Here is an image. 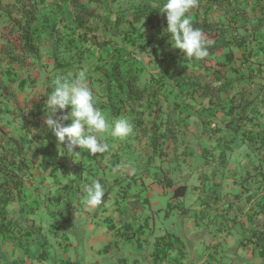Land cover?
I'll return each instance as SVG.
<instances>
[{
	"label": "trees",
	"instance_id": "trees-1",
	"mask_svg": "<svg viewBox=\"0 0 264 264\" xmlns=\"http://www.w3.org/2000/svg\"><path fill=\"white\" fill-rule=\"evenodd\" d=\"M119 1L0 0V264L8 248L30 243L33 172L40 166L63 174L70 169L46 124L47 99L30 102L23 96L36 87L34 73L42 61L52 62L46 67L52 75L47 95L57 78L82 79L110 123L130 122L133 132L123 140H137L159 158L165 148L189 140L191 121L197 120L199 137L207 142L202 156L217 165L214 177L235 180L236 197L249 205L248 218L255 222L246 243L264 254V0H199L190 18L210 41L203 60L185 59L168 43L166 14L159 11L166 0H125L131 4L125 8ZM107 146L109 154L112 145ZM51 155L53 162L37 160ZM99 155L87 157L97 165ZM83 170L73 168L76 177ZM187 191L178 186L174 197ZM65 198L64 192L57 203Z\"/></svg>",
	"mask_w": 264,
	"mask_h": 264
},
{
	"label": "crops",
	"instance_id": "crops-1",
	"mask_svg": "<svg viewBox=\"0 0 264 264\" xmlns=\"http://www.w3.org/2000/svg\"><path fill=\"white\" fill-rule=\"evenodd\" d=\"M183 142L165 148L167 154L159 158L137 140H105L112 148L96 158L97 165L87 157L88 151L83 156L65 152L62 160L70 169L64 174L48 166L36 169L34 185L29 186L36 211L26 225L33 227L29 242L36 241L42 248L38 258L50 257L48 236H44L50 232L65 264H90L105 256L101 264L125 244L136 255L145 252L144 264H206L213 256H230L234 264H264V254L246 243L255 222L248 218L249 205L236 197L240 188L235 180L214 177L217 165L211 159L207 162L201 152L206 140ZM126 160L130 163H121ZM113 162L117 165L109 167ZM79 165L84 170L76 177L73 168ZM196 179L198 183L192 185ZM94 181L105 190L102 204L95 209L86 204V189ZM181 185L188 189L186 196L174 197ZM64 192L65 201L57 203ZM52 218L60 220L57 228ZM29 250L11 247L6 256L11 254L13 264L29 262ZM241 250L243 259L238 260ZM79 251H84V262Z\"/></svg>",
	"mask_w": 264,
	"mask_h": 264
},
{
	"label": "clouds",
	"instance_id": "clouds-1",
	"mask_svg": "<svg viewBox=\"0 0 264 264\" xmlns=\"http://www.w3.org/2000/svg\"><path fill=\"white\" fill-rule=\"evenodd\" d=\"M199 0H166L159 8L166 14L169 35L168 43L178 49L185 59L203 60L208 57L210 41L199 28L193 26L190 13L198 7ZM48 128L57 138V144L65 152L75 153L77 148L86 149L92 155L103 154L107 144L102 135H111L123 140L133 132L127 119L110 123L96 107L93 90L82 79L65 82L61 78L55 81V88L48 94ZM69 109L66 115L55 118L58 112ZM62 121H70L67 125ZM119 170V167L116 169ZM105 197V190L99 181H94L86 189V204L95 209Z\"/></svg>",
	"mask_w": 264,
	"mask_h": 264
},
{
	"label": "rangeland",
	"instance_id": "rangeland-1",
	"mask_svg": "<svg viewBox=\"0 0 264 264\" xmlns=\"http://www.w3.org/2000/svg\"><path fill=\"white\" fill-rule=\"evenodd\" d=\"M4 2H13L14 0H3ZM121 2L120 8L123 7H127L130 6V2L125 1V0H121L119 1ZM119 8V7H118ZM220 15V12H214V16H218ZM264 15V10L262 11V16ZM68 20H71L70 15H67ZM47 58L46 56L43 57ZM149 62L148 57H143L142 63L143 64H147ZM52 62L48 63L45 61H42V65L43 67L41 68H37L36 72L34 73V77L36 79V87L34 88V90L32 91H27L23 96H25L26 98H28V100L30 102H37V101H42L44 99V101L48 98V95L46 94V83H48V79L52 78V75H49V73L51 72L50 69L46 70V67L48 65H50ZM52 65V64H51ZM50 65V66H51ZM150 70V69H149ZM148 72L145 73L144 76H146V74L149 73ZM49 77V78H48ZM145 77L143 78V84L145 83ZM50 90V89H49ZM50 92V91H49ZM64 114L67 113H63V112H58L57 116L58 118L62 117ZM221 115L216 116L215 118L217 119V121H220ZM200 126H199V122L195 119H193L191 121V125H190V135H189V140H204L205 138H200ZM215 147V145H210V148ZM232 168V167H231ZM233 169V168H232ZM198 183V180L196 179L194 181V183L192 185H196ZM17 212H20L19 210H17ZM60 212V211H58ZM51 224L57 228L58 225L60 224V220L57 222L56 220H53V218L50 220ZM64 232V231H63ZM56 233V232H55ZM65 233V232H64ZM50 232L47 234H44V236H48V242H49V246H48V253L50 255L49 259L47 260L46 258L42 259V258H38V256L41 254L42 252V248L40 247V245L35 241V242H30L28 248L30 249L28 252V259L29 262H17V264H65L62 263L61 261V256L57 253L59 249V247L55 246V240L53 237H50ZM54 235V233H53ZM128 245L125 244L123 245L120 250H115L114 254H112L111 256H108L106 260L103 261V263L101 264H122V263H127V264H144V255L145 252H141L139 255H136L135 253H133V251H130L128 249ZM25 251L27 250V248H24ZM129 252H131V254H129ZM77 255L79 256V260L84 262V251H79L77 253ZM77 256V257H78ZM237 259L240 260L243 259L242 256V250L239 252V254H237ZM6 259V263L5 264H13L11 261V254H8L7 256H4ZM101 258H105V256L102 257H96L93 260H90V264H99V261L101 260ZM143 258V259H142ZM225 259V260H224ZM227 259V260H226ZM216 261H218V264H234L232 262V257L227 256V257H221V256H217V257H212L209 258L208 263L206 264H216ZM81 262V263H82ZM3 264V263H2ZM67 264V263H66Z\"/></svg>",
	"mask_w": 264,
	"mask_h": 264
}]
</instances>
